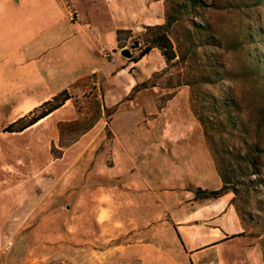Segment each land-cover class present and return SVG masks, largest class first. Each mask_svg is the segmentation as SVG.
<instances>
[{"label": "rangeland", "instance_id": "rangeland-1", "mask_svg": "<svg viewBox=\"0 0 264 264\" xmlns=\"http://www.w3.org/2000/svg\"><path fill=\"white\" fill-rule=\"evenodd\" d=\"M62 2L89 24L86 51L0 75V264H264V0ZM108 4L128 27L117 42ZM167 15L177 58L135 63ZM61 91L58 110L5 132ZM205 145L223 208L191 179ZM209 211L237 232L188 253L180 233Z\"/></svg>", "mask_w": 264, "mask_h": 264}, {"label": "crops", "instance_id": "crops-1", "mask_svg": "<svg viewBox=\"0 0 264 264\" xmlns=\"http://www.w3.org/2000/svg\"><path fill=\"white\" fill-rule=\"evenodd\" d=\"M69 10L70 7L64 5L62 0H0V75L23 76L29 73L32 68L37 67L44 76L45 64L48 59L58 57L64 52H68V55L72 57L75 51L78 52L76 48L83 52L86 51L87 45L82 42L88 33L89 24H85L86 22L83 21L70 23L68 20ZM111 11V4H108V20L105 28H111V33L114 34V40L117 42L116 31H123L128 27H125L121 21H117L121 19L120 14ZM106 108H109L108 103ZM186 136V139L188 137L190 139L189 134ZM204 151L207 157L205 156L206 159L201 162V166L197 164L196 168H193L191 179L202 190H217L216 186L212 185L216 182L220 183L219 175L215 170L213 161L210 160L211 157H209L206 145ZM199 174H201V181L196 180L200 177ZM205 178L210 179V181L205 180ZM202 200L206 204L211 201L209 206L211 208L217 204H221L220 208H223L222 197ZM205 213V210L201 211V215ZM208 213L207 220H201L200 225L183 227L180 234L188 253H194L201 246L220 242L225 238L231 226L237 232V218H231L230 215L229 221L232 222L228 224L226 217H218L216 216L218 213L212 211ZM224 224L226 225L224 226ZM194 230H199V234L192 233ZM186 231H188V243L191 245L184 238ZM198 236H201V245L194 244ZM196 253H201V249Z\"/></svg>", "mask_w": 264, "mask_h": 264}, {"label": "trees", "instance_id": "trees-1", "mask_svg": "<svg viewBox=\"0 0 264 264\" xmlns=\"http://www.w3.org/2000/svg\"><path fill=\"white\" fill-rule=\"evenodd\" d=\"M174 20L175 19H173L167 15L165 17V24L151 27L153 30L156 31V34L152 38L150 45L144 47V49L141 50V52L139 53L137 58L133 60L135 63H137L143 57L148 55L149 52L151 51V49H153V48H156L161 52V54L164 56L166 62H171L175 58H177V55L174 51V48H173V46H172V44L168 38V34H167V29L172 25ZM121 32H122V30L116 31L117 41H118L119 34ZM69 99H70V97L67 95L66 91H61L59 94L52 97L51 100L44 102L43 104H41L39 107L35 108L30 113L26 114L25 116L21 117L20 119L16 120L12 124H10L6 128L5 132H7V133H20V132L24 131L25 129L33 126L34 124H36L40 120L44 119L45 117H47L51 113L58 110ZM193 111H194V115L196 117L197 122L199 123V125L203 129L205 136H208L209 131H213L215 129V127L211 125V122H210L211 119L204 118L201 115V112H199L195 109ZM221 124L222 123H218V125H221ZM219 176H220L221 181L223 183L222 187L219 190L206 191V190H202V189L198 188L196 190V194L202 195V199H217V198H219L221 196V194L223 193L224 189H226V184H227V181H226V178L224 177V175L219 173ZM177 236H178V238H180L178 233H177ZM237 236H239V235H235V236H232L229 238L231 239V238H235Z\"/></svg>", "mask_w": 264, "mask_h": 264}, {"label": "built area", "instance_id": "built-area-1", "mask_svg": "<svg viewBox=\"0 0 264 264\" xmlns=\"http://www.w3.org/2000/svg\"><path fill=\"white\" fill-rule=\"evenodd\" d=\"M77 13L76 12H72V13H70L69 14V16H68V20H69V22H71V23H73V22H75V20L77 19Z\"/></svg>", "mask_w": 264, "mask_h": 264}, {"label": "water", "instance_id": "water-1", "mask_svg": "<svg viewBox=\"0 0 264 264\" xmlns=\"http://www.w3.org/2000/svg\"><path fill=\"white\" fill-rule=\"evenodd\" d=\"M121 55L125 58H130V53L127 50H123L121 51Z\"/></svg>", "mask_w": 264, "mask_h": 264}]
</instances>
